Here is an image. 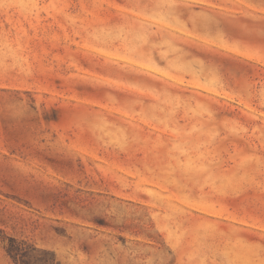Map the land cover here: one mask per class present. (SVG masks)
I'll use <instances>...</instances> for the list:
<instances>
[{
  "label": "rangeland",
  "instance_id": "obj_1",
  "mask_svg": "<svg viewBox=\"0 0 264 264\" xmlns=\"http://www.w3.org/2000/svg\"><path fill=\"white\" fill-rule=\"evenodd\" d=\"M0 264H264V0H0Z\"/></svg>",
  "mask_w": 264,
  "mask_h": 264
}]
</instances>
